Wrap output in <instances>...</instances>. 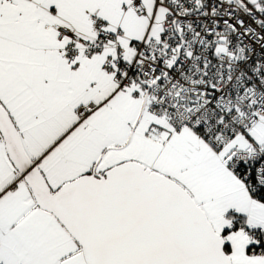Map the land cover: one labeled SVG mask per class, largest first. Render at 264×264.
Listing matches in <instances>:
<instances>
[{
  "label": "snow or ice",
  "instance_id": "6c2138e0",
  "mask_svg": "<svg viewBox=\"0 0 264 264\" xmlns=\"http://www.w3.org/2000/svg\"><path fill=\"white\" fill-rule=\"evenodd\" d=\"M0 264H264V0H0Z\"/></svg>",
  "mask_w": 264,
  "mask_h": 264
}]
</instances>
